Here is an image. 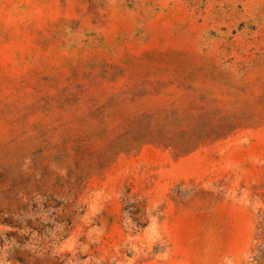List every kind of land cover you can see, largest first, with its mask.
Segmentation results:
<instances>
[{"label": "rangeland", "instance_id": "rangeland-1", "mask_svg": "<svg viewBox=\"0 0 264 264\" xmlns=\"http://www.w3.org/2000/svg\"><path fill=\"white\" fill-rule=\"evenodd\" d=\"M0 264H264V0H0Z\"/></svg>", "mask_w": 264, "mask_h": 264}]
</instances>
